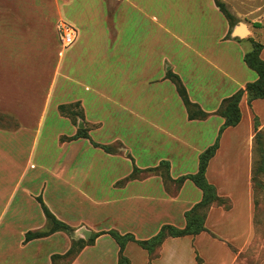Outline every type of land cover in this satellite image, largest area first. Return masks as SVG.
<instances>
[{
    "label": "crops",
    "instance_id": "1",
    "mask_svg": "<svg viewBox=\"0 0 264 264\" xmlns=\"http://www.w3.org/2000/svg\"><path fill=\"white\" fill-rule=\"evenodd\" d=\"M60 21L78 33L66 49ZM236 28L216 0H0V101L13 104L0 112L15 123L0 126V264H119L108 232L144 241L165 225L184 229L203 192L190 179L176 181L196 174L200 155L215 144L223 100L258 80L244 57L251 39L264 41V21L243 38ZM45 71L52 83L42 105ZM169 72L207 118H189ZM76 102L83 119L60 113ZM240 111L206 170L230 207L212 205L204 231L167 238L154 258L129 242L130 264H238L255 236L253 139L264 127V99L249 104L244 95ZM80 125L89 137L71 140ZM114 143L112 153L98 146ZM164 162L171 181L148 172ZM135 168L141 176L127 180ZM39 198L71 232L25 241L48 226ZM84 230L103 234L68 256L90 239Z\"/></svg>",
    "mask_w": 264,
    "mask_h": 264
},
{
    "label": "trees",
    "instance_id": "2",
    "mask_svg": "<svg viewBox=\"0 0 264 264\" xmlns=\"http://www.w3.org/2000/svg\"><path fill=\"white\" fill-rule=\"evenodd\" d=\"M216 4L221 10V12L228 19L231 28H233L235 24L232 22L231 15H229L222 8V6L219 5L217 1ZM255 27H260V25H255ZM251 42H252V49L246 53L244 57V61L250 69L254 70L258 74V80L252 83H248L244 89L239 90L234 95L223 100L216 114L223 117L225 122L219 131V136L215 144L210 146L200 155L199 169L196 174L182 177L176 181L177 185H181L186 179L192 180L194 184L198 188H200L203 192L202 201L196 204L191 210L186 212L185 214L186 227L184 229H179L171 225H165L161 228V230L157 235H155L151 239L144 241L136 240V238L132 234L122 235L117 231L108 232L109 235H111L114 238V240L118 243L120 247L119 264H130L129 259L125 256L124 253L125 247L129 242L137 243L143 249L147 250L150 253L151 257L154 258L157 256L160 246L167 238L182 237L187 235L195 236L200 234L202 231H204L206 229L205 220L207 217V213L212 207V205L218 204V205H223L226 208L230 207L229 201L219 197L216 187L210 184L206 179V170L209 161L215 156L219 148L220 135L223 133L225 129L229 127H234L240 123L242 118L240 111V102L243 96L247 95L249 104H251L254 100L264 99V61L260 57L262 50H264V43L256 42L253 39H251ZM168 78L175 84L177 92L181 97L184 105L186 106L188 116L191 120L205 119L209 116L208 113L204 112L197 104L193 103L190 100L188 96V92L185 86L183 85L181 79L179 78V76L173 74L172 72H169ZM79 106L80 103L76 102L68 105H61L59 107V110L62 115L67 116L69 114L72 115L73 114L72 110ZM88 137H89L88 129H82L79 130L76 136L71 138V140L75 138H88ZM255 142H256V153H257V150H259L258 147L261 143V134L258 133L256 135ZM98 146H100L106 152L109 153L116 152V150H113L112 146H103V145H98ZM162 165L166 167V172L163 174H159L158 172ZM160 167L156 169H151L148 172L160 175L164 179V181H171L172 179L169 174V164L164 162L160 165ZM256 171H258L256 170V162L253 161L252 182H254ZM139 173H141V171L135 168V170L127 180L139 178L140 177ZM38 200L41 203L42 209L47 218L48 224L51 225V228L48 230L44 229L39 231L28 232L26 234L25 241L43 238L49 236L50 234L56 231H66V232L72 231V229L69 226L56 219V217L47 208V206L44 204L41 198H39ZM100 234L103 233L94 234L87 242L81 240L78 243H74L72 249L69 251L67 255L68 256L74 255L78 251H80L86 244H92L95 238L98 237Z\"/></svg>",
    "mask_w": 264,
    "mask_h": 264
},
{
    "label": "rangeland",
    "instance_id": "3",
    "mask_svg": "<svg viewBox=\"0 0 264 264\" xmlns=\"http://www.w3.org/2000/svg\"><path fill=\"white\" fill-rule=\"evenodd\" d=\"M216 1L219 3V5L222 6V8L229 15H231L232 22L235 24V26H243V28L246 31V36H249L248 28L257 30L259 27H255V25H261V23H263L264 21V0H216ZM66 21L69 23L71 22L68 20ZM260 38H264V37H260ZM262 43H264V41ZM56 47L54 48L53 46L52 53L55 57L54 59H56L57 61L58 47L57 49ZM62 80L63 79L59 77L57 78V81L54 83L55 92L58 89V84H60ZM3 82H4L3 83L4 89H8V87L12 83V77L9 76V78L7 80H4ZM51 83H52V73L45 71L40 86L42 91L41 92L42 94L40 96L41 99L40 103L42 105L48 99L46 93L49 91ZM65 85L68 86L69 90L71 89L70 85L68 84ZM66 96L68 95H63L61 99L65 98ZM5 97L6 99L8 98L7 96ZM57 98H60V96H57ZM50 102L52 103V98L50 99ZM12 107H13L12 102L6 100L0 101V110L1 109L11 110ZM72 111L73 114L72 115L69 114L67 116H69L71 119L75 121L78 120V118L83 119L84 117L83 111L80 106L74 108ZM0 126L13 128L15 126V123L10 117L2 115V113L0 112ZM79 128H80L79 130L86 129L84 128V126L82 128L79 126ZM258 133L261 134V143L258 147L259 150H257L256 153L255 139ZM118 147L119 145L117 143H114V145L112 146L113 150H117ZM253 161L256 162V170H258L255 172V179L253 182V194H254V205H255V211H254L255 236L248 250L241 256L240 260L238 261V264H264V127L256 131L253 139ZM165 172H166V167L162 165L158 173L163 174ZM139 176H141V173H139ZM50 228L51 225L48 224L46 230Z\"/></svg>",
    "mask_w": 264,
    "mask_h": 264
},
{
    "label": "built area",
    "instance_id": "4",
    "mask_svg": "<svg viewBox=\"0 0 264 264\" xmlns=\"http://www.w3.org/2000/svg\"><path fill=\"white\" fill-rule=\"evenodd\" d=\"M57 34L63 49L73 45L78 36L77 30L65 21H60L57 24Z\"/></svg>",
    "mask_w": 264,
    "mask_h": 264
},
{
    "label": "water",
    "instance_id": "5",
    "mask_svg": "<svg viewBox=\"0 0 264 264\" xmlns=\"http://www.w3.org/2000/svg\"><path fill=\"white\" fill-rule=\"evenodd\" d=\"M234 34L243 38V37H246V31L245 29L243 28V26H237V28L235 29L234 31ZM80 127L82 128L83 125H80ZM83 235L86 239H89L90 236L92 235V232L88 231V230H84L83 231Z\"/></svg>",
    "mask_w": 264,
    "mask_h": 264
}]
</instances>
